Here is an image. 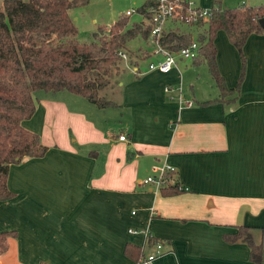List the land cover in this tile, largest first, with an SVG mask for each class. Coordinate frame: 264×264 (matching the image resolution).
I'll use <instances>...</instances> for the list:
<instances>
[{
    "label": "crops",
    "instance_id": "1",
    "mask_svg": "<svg viewBox=\"0 0 264 264\" xmlns=\"http://www.w3.org/2000/svg\"><path fill=\"white\" fill-rule=\"evenodd\" d=\"M215 46L232 89L239 53L222 31ZM242 51L243 82L225 104L206 103L219 97L207 67L180 59L164 74L139 65L138 78L126 66L134 73L122 80L116 109L40 93L21 126L47 150L8 167L12 198L0 202V232L14 236L0 248V264H137L154 251L149 239L163 244L155 264H254L245 242L223 240L241 226L256 242L264 233V34H251ZM163 166L183 192L165 197L143 183ZM127 245L140 249L138 261L125 255Z\"/></svg>",
    "mask_w": 264,
    "mask_h": 264
},
{
    "label": "trees",
    "instance_id": "2",
    "mask_svg": "<svg viewBox=\"0 0 264 264\" xmlns=\"http://www.w3.org/2000/svg\"><path fill=\"white\" fill-rule=\"evenodd\" d=\"M87 3L88 0H0V202L12 198L6 188L8 167L24 158H41L47 150L36 134L21 126L35 112V92H67L98 110L116 109L121 107V82L126 66L135 69L138 78L140 63L154 57L143 46L135 51L130 48L136 39L153 45L150 32L157 7L154 0H145L136 10L141 16L138 22L129 24L130 16L125 14L106 30L98 27L91 42L79 43L68 11ZM221 3L222 0H212L206 25L199 22L198 55L191 60L193 66L207 67L219 92V97L207 104L228 103L239 93L245 74L243 47L251 34H264L259 25L264 18V5L223 9ZM220 31L241 59L239 78L232 89L227 87L217 66L215 39ZM190 41L185 30L178 28L168 30L159 39L160 45L171 53L189 46ZM171 175L168 173L166 177L169 179ZM181 192L178 185L169 183L161 188L165 197ZM237 231L224 234L223 240L229 244L245 242L250 261L264 264V233L256 242L248 236V227H238ZM13 236L12 231L0 232V248ZM155 243L162 241L148 240L150 246ZM124 253L134 261L142 257L140 249L131 245L125 247Z\"/></svg>",
    "mask_w": 264,
    "mask_h": 264
},
{
    "label": "built area",
    "instance_id": "3",
    "mask_svg": "<svg viewBox=\"0 0 264 264\" xmlns=\"http://www.w3.org/2000/svg\"><path fill=\"white\" fill-rule=\"evenodd\" d=\"M154 1L157 3V7L152 19L153 27L150 36L153 38V45L151 44V46L156 60L148 64L146 72H159L164 74L174 68L179 59L191 61L198 55L199 44L196 41V36L201 31L199 22L202 21L201 23L206 25L210 9L201 8L191 0ZM133 12L128 11L126 16H131ZM175 28L181 31L185 30V33L190 36L191 41L189 46L181 48L176 53H171L160 45L159 39L163 33ZM120 55L126 61V57L123 54ZM179 96L182 102L181 94ZM191 105V102L185 103L186 107H190ZM118 139L124 141L125 137L119 136ZM152 171L158 172V175L147 177L143 182L144 184L154 185L156 189H161L165 185H168L169 179L166 177V174L173 173L171 167H154ZM153 248L154 251L144 256L137 264H155V261L162 255L163 245L161 243H155Z\"/></svg>",
    "mask_w": 264,
    "mask_h": 264
},
{
    "label": "rangeland",
    "instance_id": "4",
    "mask_svg": "<svg viewBox=\"0 0 264 264\" xmlns=\"http://www.w3.org/2000/svg\"><path fill=\"white\" fill-rule=\"evenodd\" d=\"M144 1L145 0H88V3L85 6L69 10L68 16L72 20L73 25L76 29V41H78L79 43L91 42L92 34L96 31L98 27H104L105 30L108 29L113 22H115L121 17H124V15L128 11H134L133 14L129 17V24L138 22L139 20H141V16L136 12V10L142 5ZM191 1L195 2L196 5L199 4V0H197V2L196 0ZM260 2L264 3V0ZM199 7L206 8L203 6ZM145 45L146 44H144L141 40L136 39L131 42L130 48L135 51L139 47ZM149 62L150 60L146 59L145 61L141 62L140 65L142 66V68H146ZM125 65L126 63L123 64L121 67H125ZM133 73L134 72L131 68H126L123 73L122 80H125L128 77H132ZM40 93L43 92H35L34 97L36 98L38 95H40ZM151 173L154 174L157 172L152 171Z\"/></svg>",
    "mask_w": 264,
    "mask_h": 264
},
{
    "label": "water",
    "instance_id": "5",
    "mask_svg": "<svg viewBox=\"0 0 264 264\" xmlns=\"http://www.w3.org/2000/svg\"><path fill=\"white\" fill-rule=\"evenodd\" d=\"M259 25L261 28H264V18L259 20Z\"/></svg>",
    "mask_w": 264,
    "mask_h": 264
}]
</instances>
